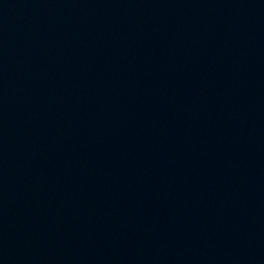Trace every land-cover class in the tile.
<instances>
[{"label":"water","instance_id":"1","mask_svg":"<svg viewBox=\"0 0 264 264\" xmlns=\"http://www.w3.org/2000/svg\"><path fill=\"white\" fill-rule=\"evenodd\" d=\"M0 264H264V0H0Z\"/></svg>","mask_w":264,"mask_h":264}]
</instances>
